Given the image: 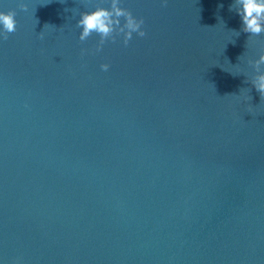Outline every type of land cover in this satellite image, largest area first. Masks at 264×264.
Masks as SVG:
<instances>
[{
  "label": "water",
  "instance_id": "1",
  "mask_svg": "<svg viewBox=\"0 0 264 264\" xmlns=\"http://www.w3.org/2000/svg\"><path fill=\"white\" fill-rule=\"evenodd\" d=\"M0 264H264V0H0Z\"/></svg>",
  "mask_w": 264,
  "mask_h": 264
}]
</instances>
